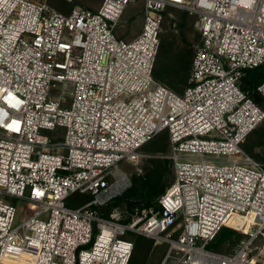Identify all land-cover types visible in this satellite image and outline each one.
<instances>
[{
    "label": "built area",
    "instance_id": "1",
    "mask_svg": "<svg viewBox=\"0 0 264 264\" xmlns=\"http://www.w3.org/2000/svg\"><path fill=\"white\" fill-rule=\"evenodd\" d=\"M136 1L66 13L0 0V264H130V234L167 241L162 264H264V163L242 147L264 109L240 86L264 65V0H144L139 33L118 36ZM172 8L201 34L182 93L154 76ZM165 130L173 175L155 207L103 216L130 186L122 164ZM78 191L92 199L68 206ZM225 226L244 235L229 253L209 249Z\"/></svg>",
    "mask_w": 264,
    "mask_h": 264
},
{
    "label": "trees",
    "instance_id": "2",
    "mask_svg": "<svg viewBox=\"0 0 264 264\" xmlns=\"http://www.w3.org/2000/svg\"><path fill=\"white\" fill-rule=\"evenodd\" d=\"M172 9L178 13L175 25L178 33H173V26L166 27L167 23L164 20L160 33L161 43L154 67V76L174 91L182 93L188 84L194 57V50L189 47L191 45L189 32L191 27L189 25L192 20L189 17L191 15L189 12L181 8ZM164 29L166 31H163ZM172 35L176 39L179 38L185 45L175 47ZM263 81L264 65L247 70L240 80V86L243 90L249 91L254 101L264 109V96L257 90V86ZM169 146V132L165 130L141 147L140 150L145 155L146 153L152 155L140 160L142 162L141 168L131 174L130 186L116 199L101 208L103 216H108L113 211H119L121 214L119 221L127 223L136 211L155 207L157 198L165 191L173 174L170 159L166 157ZM242 147L254 159L264 163V120L247 136ZM87 195V201L91 200L92 196ZM243 235V233L225 226L208 243L207 247L213 251L229 253ZM135 236L136 234H130L132 239ZM136 237L133 239L134 250L130 264H138V260L148 254L152 242H154L153 239L143 235Z\"/></svg>",
    "mask_w": 264,
    "mask_h": 264
},
{
    "label": "rangeland",
    "instance_id": "3",
    "mask_svg": "<svg viewBox=\"0 0 264 264\" xmlns=\"http://www.w3.org/2000/svg\"><path fill=\"white\" fill-rule=\"evenodd\" d=\"M74 2H68L66 0H49V3L54 6L55 8L63 11V12H68L73 4L79 3V4H84L86 6L92 7V8H97L103 0H73ZM144 5V0H137L136 2H131L127 6V9L125 10L124 14L122 15L121 18V23L119 26L115 29V33L118 36H122L126 39H132L134 38L139 31L141 30L142 24H143V15L141 13V10ZM173 15L176 17L178 16V13L174 9H169ZM191 21V24L189 25L190 28V42L191 45L189 47H192L193 50L195 51V45L199 42L200 39V33L195 27V16L190 15L189 16ZM166 27L173 26V33H178V29L174 25V20L170 17L167 16L165 19ZM163 31H166L164 29ZM173 43L175 44V47H183L185 44L180 41L179 38H175V36L172 35ZM61 83L58 89L54 90V94H58L61 92ZM63 129L59 128L54 132H51V135L55 134V139L61 138L63 135ZM54 137V136H53ZM152 154L146 153V155L143 158H146L148 156H151ZM142 162H136V163H129V162H124L122 164V169L124 172L128 175V177L131 176V174L138 169L141 168ZM173 175V174H172ZM88 199V195L86 193L82 192H75L70 195V197L67 199L66 203L70 207H77L83 203H85ZM16 200H12L13 203H15ZM16 205L18 207V215H25L30 212L31 208L29 207L28 204L23 203L22 201H16ZM112 210V209H111ZM115 210V209H113ZM130 236V235H129ZM136 236H141L140 234ZM134 238H137V237ZM133 238V239H134ZM262 241V240H261ZM169 251V243L167 241H162V242H152L151 249L146 254L142 259L140 258L138 260V264H162L167 253ZM174 260L170 258L167 262V264H173Z\"/></svg>",
    "mask_w": 264,
    "mask_h": 264
}]
</instances>
